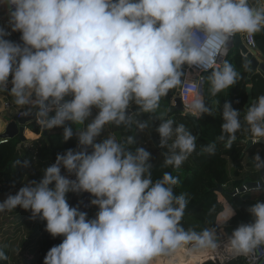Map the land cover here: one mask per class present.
<instances>
[{
	"label": "clouds",
	"instance_id": "9594fccd",
	"mask_svg": "<svg viewBox=\"0 0 264 264\" xmlns=\"http://www.w3.org/2000/svg\"><path fill=\"white\" fill-rule=\"evenodd\" d=\"M0 7L10 29L0 27V98L11 97L42 129H62L63 143L76 139V148L58 153L38 180L0 201V213L19 207L45 222L52 238L63 237L43 264H194L220 250L222 260L264 264V201L249 206L251 222L223 241L216 228L186 230L189 200L174 191L179 178L164 172L153 179L151 152L133 147L134 134L104 135L107 125L148 129L151 115L140 116L156 113L177 88L188 91L191 117L213 115L202 85L215 97L236 84L239 73L220 57L237 34L264 32V0H0ZM16 32L20 43L5 38ZM193 68L209 74L193 78ZM216 104L217 142L230 149L244 126L252 143L264 141V94L246 108L243 125L230 102ZM156 119L161 166L179 169L196 151L197 136L173 119ZM215 151L216 142L201 148ZM252 160L264 173V158L257 153ZM69 193H87L94 217L71 206ZM215 212L213 205L209 214ZM235 214L225 200L215 224L222 228ZM7 259L0 250V260Z\"/></svg>",
	"mask_w": 264,
	"mask_h": 264
},
{
	"label": "trees",
	"instance_id": "16d2710c",
	"mask_svg": "<svg viewBox=\"0 0 264 264\" xmlns=\"http://www.w3.org/2000/svg\"><path fill=\"white\" fill-rule=\"evenodd\" d=\"M7 31H10L7 26ZM20 34L18 32L11 33L5 38L16 43H20ZM256 51H258L264 60V32L254 35ZM224 60L229 61L239 73V79L232 88L228 89V94L224 92L212 97L208 92V84L205 82L202 95L205 103L213 110V115H205L198 119L199 131H197L192 122L180 112L170 109V100L176 96L177 89L169 92L167 97L162 98L160 108L164 119H173L175 124H184L186 129L197 136V148L191 155L194 163L188 165L186 162L179 169L163 168V156L161 153L165 150L157 147L159 143L158 135L155 133V127L160 122L156 119L159 117V111L154 114H143L140 119L148 120L151 115L150 127L143 132H137L133 127L130 131L123 126L115 127L107 125L104 130V135H114L117 140H121L127 135L134 134L137 140L136 146L145 147L151 152L153 164V179L160 178L164 172H171L173 176L179 178V184L175 186L177 195L186 194L189 204L185 210L184 217L181 221L184 228L193 229L197 232L203 228H216V230H225L226 235L239 225L236 223L235 216L222 228L215 224V215L222 207L225 200L229 201L235 209L236 214L238 208H247L254 204L250 196L243 197L241 195L231 196L235 188H241L242 185L250 182L249 174L256 171L252 157L259 153L264 158V145L260 143H252L249 147L246 146L248 133L244 130L246 126L239 131L236 136V141L230 149L225 148L222 142H217L216 138L221 135V124L219 112L217 111L216 102L220 105L225 102H230L234 109L241 111V122L243 125V113L250 104L245 107L247 101L246 87H251L252 101L256 100L260 95L264 94V75L255 74L250 83L246 82L247 73L249 71V60L245 55L233 47L229 49ZM209 73L203 74L207 76ZM21 110V109H20ZM133 110H135L133 108ZM95 114V113H94ZM75 127V126H74ZM26 132L35 136V138H26L25 141H20L18 138L8 139L4 143H0V197L8 194L11 191L18 189L28 180H38L42 175V170L54 163L58 153H63L67 149H75L76 139L73 137L67 143L62 142V129L54 128L47 130L46 136L42 137V128L35 122L26 125ZM216 142L215 154L209 155L202 153L201 148L209 143ZM28 161V167L16 165L17 161L21 164L23 161ZM220 187L221 191L214 190ZM213 189V190H212ZM256 198H262L260 192L251 191ZM68 202L71 206H79V194H68ZM245 199V200H244ZM215 205L216 212L209 214V209ZM97 209L92 207V218ZM247 222H251L250 215L247 214ZM244 222V221H243ZM246 222V221H245ZM45 222L40 221L36 224L30 234V241H22L20 257L24 252L32 254L31 262L28 264H43V259L48 250L62 242L63 237L52 238L45 230ZM8 257L7 260H0V264L12 263L14 253L18 251L17 247L1 246ZM201 264H219L217 262L205 261ZM225 264H246L245 258L240 257L231 259Z\"/></svg>",
	"mask_w": 264,
	"mask_h": 264
},
{
	"label": "water",
	"instance_id": "95a60500",
	"mask_svg": "<svg viewBox=\"0 0 264 264\" xmlns=\"http://www.w3.org/2000/svg\"><path fill=\"white\" fill-rule=\"evenodd\" d=\"M5 21H8V10L6 7H0V27L7 30V24L4 23ZM2 22H3V24H2ZM244 37H245V34H237L236 36L231 38V40L229 41V44H228L227 52L229 51V49L235 47L241 52L242 55H245L248 58L250 68H249V71L247 73L246 82L250 83L252 77L255 74H263L264 75V62L260 61L256 58L254 51H250L244 46V44L242 42L244 40ZM226 54L224 56H226ZM224 56L222 57V59H224ZM246 92H247V101H246L245 107H247L252 101L251 87L250 86L246 87ZM172 111L180 112L183 116L187 117L192 122L195 129L197 131H199L198 119L191 117V115L189 113H187L186 108L182 104L180 98L174 97ZM35 121L36 120L32 116H23V115H20L17 119H6V125H5L3 133L0 134V140H8V139H13V138H18L22 142L25 141L26 138H25L24 133H25L26 125L31 123V122H35ZM46 133H47V130L42 129L41 136L42 137L46 136ZM258 143L264 145V141H261ZM251 144H252V142L250 140H248L246 142L247 147H249ZM62 174H63V171H62ZM262 176H264V173L261 174V177ZM262 181L264 183V180H262ZM247 187L248 188H254L255 183L249 182L247 184ZM89 201H90V196L87 193H82L78 207L81 211L92 214V207L89 206ZM91 218H92V216H91ZM217 233H218V235H220L218 230H217ZM220 238L222 241L223 237L221 235H220Z\"/></svg>",
	"mask_w": 264,
	"mask_h": 264
},
{
	"label": "rangeland",
	"instance_id": "374dc122",
	"mask_svg": "<svg viewBox=\"0 0 264 264\" xmlns=\"http://www.w3.org/2000/svg\"><path fill=\"white\" fill-rule=\"evenodd\" d=\"M256 58L258 55H256ZM258 60L259 57L257 58ZM204 85L203 84V90H204ZM224 93L227 95L228 94V89L224 91ZM173 99L174 97L170 100V109L173 106ZM159 116L163 115L161 108L159 107ZM157 117V116H156ZM167 116H163V118H166ZM28 136V135H27ZM188 165H192V162L194 163L192 157L190 156L186 161ZM261 172L256 171H251L249 174V179L250 181H254L257 179L261 178ZM16 191H11L8 194L0 197V201H3L7 195L9 194H15ZM260 194H263L264 196V191H261ZM82 193L79 194V203H80V197ZM245 196V195H243ZM253 196V194H252ZM254 197V196H253ZM242 199V198H240ZM245 200V199H244ZM248 208V207H247ZM247 208H240L239 211L237 212L239 215L235 214L236 218V223L239 224L240 221H246L247 220ZM88 218L91 219L92 214L87 213ZM30 212L24 211L20 209L19 207L15 209L12 212H4L0 213V245L1 246H8V247H17L18 251L14 253L15 257L13 256L12 258V263L14 264H28L31 262L32 259V254L29 252H24L23 256L20 257V251L19 248H21V243L22 241H30V234L33 230V228L36 226L40 220L37 218L36 220L30 219ZM249 215V214H248ZM225 232V230L220 229Z\"/></svg>",
	"mask_w": 264,
	"mask_h": 264
},
{
	"label": "built area",
	"instance_id": "2783aa9c",
	"mask_svg": "<svg viewBox=\"0 0 264 264\" xmlns=\"http://www.w3.org/2000/svg\"><path fill=\"white\" fill-rule=\"evenodd\" d=\"M5 23L8 25V21H5ZM8 36H10V35H8ZM253 37H254V35L245 34L244 40L242 41L244 46L250 51H255L256 50V46H255V42H254V38ZM201 46L202 47H207L208 46L207 42L205 41V43L203 45H201ZM209 51H212V49L209 48ZM223 56H221L220 58L222 59ZM189 71L192 72L193 78H197L198 76H203V74L207 73V72L200 73L195 68L189 69ZM202 89H203V85H202V88H201V92H202ZM188 95L189 94H188L187 90H182V89L177 88V93H176L175 97L180 98L182 104L185 106V102L188 99ZM4 104L8 105L7 108L10 107L9 103L5 102ZM20 115H21L20 112H17L15 119H17ZM6 141L7 140H0V143H4ZM250 182H254L255 183V187L254 188H248L247 184H244V185L241 186V188H235L233 190V192L231 193V196H236V195H241L243 193H249L251 191H256L257 184H264L263 181H262V178L254 180V181H250ZM223 255H224L223 250H220L218 253H216L214 255V257H211L208 260L212 261V262H217L219 264H225L226 262L229 261V259L222 260L221 258H222ZM245 262H246V259H245ZM246 264H247V262H246Z\"/></svg>",
	"mask_w": 264,
	"mask_h": 264
},
{
	"label": "crops",
	"instance_id": "0c3cea01",
	"mask_svg": "<svg viewBox=\"0 0 264 264\" xmlns=\"http://www.w3.org/2000/svg\"><path fill=\"white\" fill-rule=\"evenodd\" d=\"M4 23H5V22H4ZM2 24H3V22H2ZM7 26H8V25H7ZM254 52L256 53V55H258L260 61H263V62H264V60L262 59L260 53H259L258 51H256V50H255ZM258 57H257V58H258ZM5 97H6V98H0V106H3L4 103L7 102V103L10 104V107L4 109L3 111H0V134L3 133V131H4V128H5V125H6V119H15V117H16V113L22 111V110L18 109V108L12 103V98H11V97H7L6 94H5ZM186 102H187V101H186ZM24 135H25L27 138H30V139L35 138L34 135H32V134L26 132V128H25V133H24ZM27 135H28V136H27ZM256 192H258V191H256ZM260 192H261V191H260ZM243 195H245V196H243ZM247 196H250L254 203L257 202L258 200H259V201H264V196H263V194H262V198H256V197H253L251 193H243V194H241V197H240V198L247 197ZM242 207H243V206H242ZM242 207H240V208H242ZM240 208H238V209H240ZM241 223H248V222H247V220H246V222H245V221H244V222H243V221H240L239 224H241ZM218 232H219V234L221 235V233H220V229L218 230Z\"/></svg>",
	"mask_w": 264,
	"mask_h": 264
},
{
	"label": "bare ground",
	"instance_id": "6f19581e",
	"mask_svg": "<svg viewBox=\"0 0 264 264\" xmlns=\"http://www.w3.org/2000/svg\"><path fill=\"white\" fill-rule=\"evenodd\" d=\"M185 104H186V102H185ZM214 190H217V191L220 192V191H221V188H220V187H216ZM220 233H221V236L223 237L222 241L225 240L226 237H227L228 235H226V233H225L224 231H222V230H220ZM215 254H216V253H215ZM215 254L209 255V256H207V257L199 258L198 260H196V261L194 262V264H201L202 262L207 261V260L210 259L211 257H214ZM181 255H182V254H181Z\"/></svg>",
	"mask_w": 264,
	"mask_h": 264
}]
</instances>
